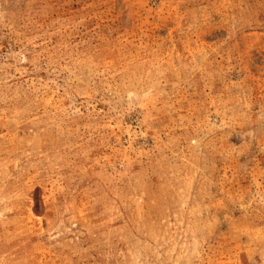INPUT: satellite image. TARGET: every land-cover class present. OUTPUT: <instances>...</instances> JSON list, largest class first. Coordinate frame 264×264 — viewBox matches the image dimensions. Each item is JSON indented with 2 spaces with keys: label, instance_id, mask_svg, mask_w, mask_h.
<instances>
[{
  "label": "rangeland",
  "instance_id": "obj_1",
  "mask_svg": "<svg viewBox=\"0 0 264 264\" xmlns=\"http://www.w3.org/2000/svg\"><path fill=\"white\" fill-rule=\"evenodd\" d=\"M0 264H264V0H0Z\"/></svg>",
  "mask_w": 264,
  "mask_h": 264
}]
</instances>
